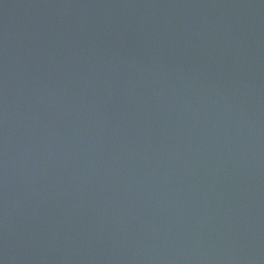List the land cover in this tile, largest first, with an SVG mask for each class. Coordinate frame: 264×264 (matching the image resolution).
Listing matches in <instances>:
<instances>
[{
  "label": "water",
  "instance_id": "water-1",
  "mask_svg": "<svg viewBox=\"0 0 264 264\" xmlns=\"http://www.w3.org/2000/svg\"><path fill=\"white\" fill-rule=\"evenodd\" d=\"M0 264H264V0H0Z\"/></svg>",
  "mask_w": 264,
  "mask_h": 264
}]
</instances>
